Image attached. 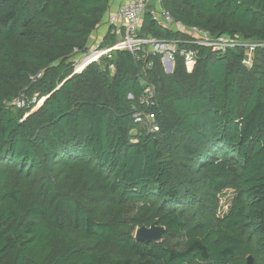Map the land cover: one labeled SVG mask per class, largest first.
Listing matches in <instances>:
<instances>
[{
    "label": "trees",
    "instance_id": "trees-1",
    "mask_svg": "<svg viewBox=\"0 0 264 264\" xmlns=\"http://www.w3.org/2000/svg\"><path fill=\"white\" fill-rule=\"evenodd\" d=\"M110 6L0 0V264H264V48L247 67L246 47L189 45L151 6L140 34L197 50L192 73L127 51L75 73L74 50L89 51ZM162 6L187 27L264 42V0ZM145 81L156 132L134 123ZM23 94L36 102L7 105ZM157 220L164 241L137 242Z\"/></svg>",
    "mask_w": 264,
    "mask_h": 264
},
{
    "label": "built area",
    "instance_id": "built-area-1",
    "mask_svg": "<svg viewBox=\"0 0 264 264\" xmlns=\"http://www.w3.org/2000/svg\"><path fill=\"white\" fill-rule=\"evenodd\" d=\"M151 0H130L113 13L108 23L113 28L112 34L117 38L116 43L112 46H105V41L101 44L91 46L87 53H82L80 50H74V67L75 73L83 72L92 64H99L103 60H110L113 57L114 51H127L131 53L138 62L144 61L149 56H161L170 64L169 72L175 67L177 58L184 60L185 67L188 73H192L195 69L198 59L197 50L181 48L179 40H164L158 39L151 35H141V27L144 16L147 12ZM154 8L151 11L153 21L159 26L171 30L177 34L187 36L188 44L192 46H200L211 48L217 52L226 53L228 50L235 49L237 46L246 47L247 58L244 64L247 67L252 66V56L259 48H264V42H247L242 39L235 40L228 36L216 37L208 31L200 30L196 27H187L182 22L176 21L170 13L164 10L162 0H153ZM152 66V64H150ZM112 72L115 67L110 66ZM42 78V73L31 77L32 82H36ZM156 89L152 84L144 85V91L139 97L138 105L134 114V123L139 126L146 127L147 131L156 132V116L152 112H148L147 108H152L156 105ZM129 100H134L133 95H129ZM36 102L35 99H30L25 94L8 106L17 108H26ZM144 108V109H143Z\"/></svg>",
    "mask_w": 264,
    "mask_h": 264
},
{
    "label": "water",
    "instance_id": "water-1",
    "mask_svg": "<svg viewBox=\"0 0 264 264\" xmlns=\"http://www.w3.org/2000/svg\"><path fill=\"white\" fill-rule=\"evenodd\" d=\"M34 111L36 110L34 109L33 112ZM166 231L167 229L160 226L159 221L157 220L150 227L142 226L138 228L135 233V239L137 242L145 244H161L165 239ZM248 264H253V259L251 257L248 258Z\"/></svg>",
    "mask_w": 264,
    "mask_h": 264
},
{
    "label": "crops",
    "instance_id": "crops-1",
    "mask_svg": "<svg viewBox=\"0 0 264 264\" xmlns=\"http://www.w3.org/2000/svg\"><path fill=\"white\" fill-rule=\"evenodd\" d=\"M128 1H130V0H111V6H110V9H109L108 15L105 18V21L96 30V32L94 33V35L92 37L93 45L99 44L102 41H105L107 37H108V39L115 37L112 34L113 28H111V26L109 25L108 19L113 13H115L121 7V5H123L124 3L128 2ZM149 6L150 7L151 6L154 7V1L153 0L150 1ZM99 40H100V42H98ZM106 41H108V40H106ZM105 46H107V45H105Z\"/></svg>",
    "mask_w": 264,
    "mask_h": 264
},
{
    "label": "rangeland",
    "instance_id": "rangeland-1",
    "mask_svg": "<svg viewBox=\"0 0 264 264\" xmlns=\"http://www.w3.org/2000/svg\"><path fill=\"white\" fill-rule=\"evenodd\" d=\"M147 8H148V9H147V11H148V10L150 9V6H148ZM98 42H100V40H99ZM102 42H103V41H102ZM102 42H101V43H102ZM101 43H99V44H101ZM115 43H116L115 40H110V44H108L107 46H112V45L115 44ZM92 45H93V43H92ZM161 62H162L163 71H164V74H165V75L170 76L171 74L174 73L175 68H176V65H175L174 68H172L171 72H169V70H170V69H169L170 64H169L168 61L164 58V56H163ZM149 68H152V66H149ZM147 82H148V81H145V82H144V85H146ZM140 130L147 131V130H146V127H143V126L140 127ZM138 132H139V130H136V131L134 132V134L137 135ZM233 195H234V194H233L232 191H226V192L224 193L223 198H222V206H223V209H225V210L227 209V207L229 206L228 204L230 203V201H231ZM136 207H137V206H133L132 209H135ZM132 209H131V210H132ZM176 241H177V240H176Z\"/></svg>",
    "mask_w": 264,
    "mask_h": 264
}]
</instances>
